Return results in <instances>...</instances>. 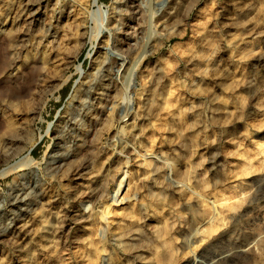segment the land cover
Here are the masks:
<instances>
[{
    "label": "rangeland",
    "instance_id": "1",
    "mask_svg": "<svg viewBox=\"0 0 264 264\" xmlns=\"http://www.w3.org/2000/svg\"><path fill=\"white\" fill-rule=\"evenodd\" d=\"M0 264H264V0H0Z\"/></svg>",
    "mask_w": 264,
    "mask_h": 264
},
{
    "label": "bare ground",
    "instance_id": "2",
    "mask_svg": "<svg viewBox=\"0 0 264 264\" xmlns=\"http://www.w3.org/2000/svg\"><path fill=\"white\" fill-rule=\"evenodd\" d=\"M96 1V0H95ZM16 62H9L8 64H6V65H4V68H5V70H6V74L7 73H9V72H11V73H13L15 70H16V64H15ZM10 73V74H11ZM15 73V72H14ZM8 76V75H7ZM9 78V77H8ZM21 95V94H20ZM124 179V178H123ZM122 184H123V182H121L120 183V185H119V190H118V192H117V194H123L125 191H126V187H124L123 189H122ZM128 191V190H127ZM126 195V194H125ZM116 198V197H115ZM125 199H127V198H124L123 197V200H125ZM129 199V198H128ZM122 200V201H123Z\"/></svg>",
    "mask_w": 264,
    "mask_h": 264
}]
</instances>
